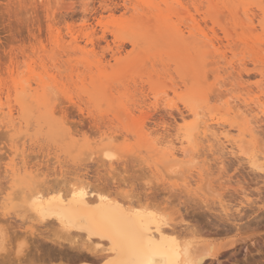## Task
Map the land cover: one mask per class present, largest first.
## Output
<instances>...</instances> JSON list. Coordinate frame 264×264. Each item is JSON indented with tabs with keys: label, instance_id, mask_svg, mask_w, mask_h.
<instances>
[{
	"label": "rangeland",
	"instance_id": "obj_1",
	"mask_svg": "<svg viewBox=\"0 0 264 264\" xmlns=\"http://www.w3.org/2000/svg\"><path fill=\"white\" fill-rule=\"evenodd\" d=\"M262 92L264 0H0V264L88 253L25 208L34 186L79 182L201 242L241 236L202 264H264Z\"/></svg>",
	"mask_w": 264,
	"mask_h": 264
},
{
	"label": "bare ground",
	"instance_id": "obj_2",
	"mask_svg": "<svg viewBox=\"0 0 264 264\" xmlns=\"http://www.w3.org/2000/svg\"><path fill=\"white\" fill-rule=\"evenodd\" d=\"M127 3V2H126ZM183 21V20H182ZM186 27V26H185ZM193 30V29H192ZM192 36V35H190ZM189 36V37H190ZM188 36H185V38H187ZM197 38V37H196ZM200 41V40H199ZM198 42V41H197ZM201 42V41H200ZM199 42V43H200ZM76 44V43H75ZM206 44V43H205ZM77 45V44H76ZM208 45V44H207ZM82 48V47H81ZM207 55H205L206 57ZM206 66V64H205ZM256 66V64L254 65ZM261 74V73H260ZM263 76V75H262ZM24 87V86H23ZM26 87V86H25ZM24 87V88H25ZM27 87H31V85L29 84ZM22 92V91H21ZM263 93V92H262ZM264 94V93H263ZM31 97V96H30ZM27 98V96H26ZM133 101V100H132ZM254 100L252 99V102ZM256 101V100H255ZM254 103V102H253ZM1 108V107H0ZM193 108V107H192ZM34 109V108H33ZM197 111V110H196ZM199 111V110H198ZM198 113V112H197ZM33 115V114H32ZM201 116V115H200ZM198 117V116H197ZM17 123V122H15ZM123 123V122H122ZM3 125V124H2ZM144 127V125L141 124V126H139L140 130H142ZM234 128H236V126H234ZM251 130V129H250ZM7 131H9L7 129ZM221 132V131H220ZM222 133V132H221ZM223 134V133H222ZM23 136V135H22ZM222 137L226 138V141H231V139L229 138L228 136V133H224L222 135ZM220 138V137H219ZM232 145V143H231ZM184 148V147H183ZM219 148V147H218ZM103 149V148H101ZM105 149V148H104ZM184 149H182L183 151ZM221 150V149H220ZM100 151V150H99ZM176 151L177 150H173L172 149H169L167 150L166 154L169 156L168 159H173L176 157ZM185 152V151H184ZM16 155V154H15ZM166 155V156H167ZM257 156V155H256ZM101 157V156H100ZM260 158V156H259ZM176 160V159H175ZM254 160V159H253ZM174 161V160H173ZM256 161V160H255ZM20 162V161H19ZM257 166V164H256ZM260 166V165H259ZM258 166V167H259ZM262 167V166H261ZM260 167V168H261ZM258 169V168H257ZM262 169V168H261ZM21 171V170H20ZM15 172H17L15 170ZM32 172V171H31ZM37 173H39V171H37ZM62 174V173H61ZM38 175V174H37ZM41 175V173H40ZM63 175H61L62 177ZM27 177V176H25ZM32 178V177H31ZM66 178V177H65ZM73 178V177H72ZM16 179V178H15ZM29 179V178H28ZM56 179V178H55ZM31 180V179H30ZM29 180V181H30ZM34 180V179H33ZM58 180V179H57ZM64 180V179H62ZM78 180V179H77ZM82 180V179H81ZM75 181V180H74ZM36 182V181H35ZM34 182V183H35ZM63 182V181H62ZM32 183V182H31ZM33 183V185H34ZM46 183V182H44ZM43 184V183H42ZM55 184H58L55 182ZM65 184V183H64ZM83 184V183H81ZM80 182L77 183V184H69L68 187L64 188L63 190L59 188L55 189L54 186L53 187H48V186H44V187H39V186H34V187H37V188H32V190H29L30 192H27V196H26V207L27 208V204H28V201L30 198L33 197V195H40V196H44L45 200H47V198L49 196H52V195H57V196H60L63 201H64V211H63V219L60 218V216H53V215H50L48 216L47 218H41L38 214H36L35 212H32L30 211L28 208L27 210H29V212L31 213L30 216H34L33 218H36V220L39 222V223H42V222H47L49 224L48 221H53L54 223H56V226H59L61 228V230H64L68 235L69 232L71 231H74V232H77V233H81L82 235H84V239L86 241V247H82L83 249L87 250L88 253H82V251L80 250L81 249V246L83 245H80V244H76V245H79V246L76 248L78 249L80 252L78 253H68L67 251L65 252L64 249H55L53 248L52 246L50 245H47V247H45L46 245L43 244V247H45L46 250H43L44 251H41V247H38L37 245L35 246V251L33 253H29L28 254H25V255H22L21 259H23V261L20 260V262H22V264H105V261L107 260H119V259H122V258H126V257H122L120 255L119 252L117 251H113V242L111 239L108 238V233L105 232V231H101V230H98L96 228H91L89 227V224H88V221L86 219H84L85 216L87 215H91V214H96L97 216L100 215L101 212H104V211H107L108 210V205L105 203L104 207L101 208V209H97L95 206L97 205H100L101 204V201H100V196L101 195H106L108 196L109 200L111 201H114V202H117L119 204L122 205L123 209L125 211H134L136 209H145L147 211H150V212H156L158 215H163L161 214L160 212H158L157 210L153 209L151 206L152 204L149 205V203L147 204L146 202H139V200L137 202H134L133 200L132 201H129L127 200L126 202L122 201V200H118L116 198H113L111 197L109 194H106L107 191L105 193H103L102 191L99 192V191H90L88 189H86L84 184L81 185ZM32 185V184H31ZM39 185V184H38ZM44 185V184H43ZM59 185V184H58ZM56 185V186H58ZM41 186V185H40ZM55 186V187H56ZM63 186V185H62ZM74 186H77V190L78 188L80 187H83L85 189V191L87 192V195L84 197V204L82 205H77L75 203H70V201L72 200V192L74 190ZM65 187V186H64ZM88 188V187H87ZM219 192V191H218ZM218 192L215 191V194H219ZM95 193V195L93 194ZM214 193V191H213ZM215 195V196H217ZM115 197V196H114ZM205 197V196H204ZM220 197V196H219ZM123 199V197H121ZM207 199V198H206ZM204 202L206 201L205 199L203 200ZM202 201V202H203ZM209 201V200H208ZM207 202V201H206ZM205 202L204 205H207L206 208L209 209V205ZM210 202V201H209ZM84 205H87L88 207H84ZM155 206V205H154ZM197 207H201L200 209H202L203 211V208L202 206H198L196 205ZM194 206V207H196ZM209 206V207H208ZM212 206V205H211ZM222 206V205H221ZM220 206V207H221ZM193 207V208H194ZM158 208V207H157ZM211 208V207H210ZM223 208V207H222ZM195 209H198V208H195ZM199 209V210H200ZM229 209V208H228ZM160 210V209H159ZM187 210V209H186ZM212 210V209H211ZM244 210V209H243ZM205 211V210H204ZM215 211V210H214ZM222 211H225L224 209H222ZM237 211V210H236ZM195 212V211H193ZM220 212V211H219ZM238 213L240 212V210L237 211ZM29 213V214H30ZM200 213V212H199ZM198 213V214H199ZM203 214V212H201ZM237 213V214H238ZM228 214V213H227ZM206 215V214H204ZM203 215V216H204ZM226 215V214H225ZM225 215H223L222 218H220L221 220L223 219L224 223L228 221H225L224 218H229L228 216H230V214L226 217H224ZM164 216V215H163ZM216 216V215H215ZM218 216V215H217ZM234 216V215H233ZM232 216V218H233ZM241 215H236V217L234 219H236L237 217H239ZM243 217H247L249 215H242ZM240 217L239 219H241L242 221V218L243 217ZM199 217V216H198ZM202 217V216H201ZM220 216H218L219 218ZM180 218V217H179ZM178 218V219H179ZM182 218V217H181ZM174 219V218H173ZM176 219V218H175ZM231 219V218H230ZM233 219V220H234ZM239 219H236L239 221ZM35 220V219H34ZM182 220V219H180ZM214 220V219H213ZM212 220V221H213ZM219 220V219H217ZM220 220V221H221ZM234 220V221H236ZM169 221V220H168ZM177 221V220H176ZM176 221L174 223H172L171 221H169V224L168 225H165V226H161L160 228V231H153L150 233V235L152 236L153 239H156V240H159L160 239V235L161 233H163L164 236H168V237H175L176 238V241L178 242V247H179V256H178V259L180 261V264H185L186 261H199L200 264L204 263L203 261H205V259H209L210 257L213 258H216L217 259V255L218 253L220 252L219 250L223 248V250L227 247H231L232 245L234 246L238 240L240 241L239 237L236 238V239H231L230 241L228 240V242H226L225 240V243H220L217 247L216 245H213L214 244V241L212 243H208V242H201L200 241V235H197L198 231L193 229L194 226H192L193 228H190L191 225L188 227H185L184 225V228H182L181 226H178V223L176 224ZM179 221V220H178ZM230 221V220H229ZM52 222V223H53ZM45 223V225L47 224ZM220 223V222H219ZM218 223V225H219ZM44 224V223H43ZM177 227H180V228H177ZM181 225V223H179ZM188 224V223H187ZM185 224V225H187ZM216 224V223H215ZM226 224V223H225ZM230 224V222H229ZM229 224L227 225V227H230ZM42 225V224H41ZM223 222L220 223V226L222 227ZM226 225L224 227H226ZM236 226V230H238V227L239 225L237 223L234 224ZM232 226L233 229L235 228V226ZM242 226V225H241ZM241 226L239 227V230L241 228ZM223 227V228H224ZM226 227V228H227ZM153 228H155V225H153ZM182 228V229H181ZM190 228V229H188ZM225 228V229H226ZM193 229V230H192ZM199 229V228H198ZM224 229V230H225ZM228 229V228H227ZM226 229V230H227ZM221 230V229H220ZM225 230V231H226ZM201 231V230H200ZM231 232L232 233V230H227V232ZM234 231V230H233ZM224 232V231H223ZM222 232V233H223ZM227 232H224L227 233ZM241 232V231H240ZM201 233V232H200ZM199 233V234H200ZM208 233V232H207ZM219 233V232H218ZM221 233V232H220ZM65 234V233H64ZM230 234V233H229ZM238 234V232H235L233 235L236 236ZM66 235V234H65ZM205 235V233L203 234ZM202 236V235H201ZM231 236V235H230ZM233 236V237H234ZM205 237V236H204ZM203 237V238H204ZM211 237V236H210ZM213 239V238H212ZM215 239V238H214ZM94 240V241H93ZM237 240V241H236ZM54 241V240H53ZM217 241H215L216 243ZM59 246H61V244L59 243L58 244ZM27 253V252H26ZM221 253H219L220 255ZM219 257V256H218Z\"/></svg>",
	"mask_w": 264,
	"mask_h": 264
},
{
	"label": "snow or ice",
	"instance_id": "obj_3",
	"mask_svg": "<svg viewBox=\"0 0 264 264\" xmlns=\"http://www.w3.org/2000/svg\"><path fill=\"white\" fill-rule=\"evenodd\" d=\"M243 154V153H242ZM103 155L106 160L115 161L118 156L111 150L105 149ZM264 171V167L261 169ZM95 195V193H93ZM126 197H133V191L121 192ZM70 203L84 204L87 192L83 187L74 186ZM101 204L97 209L108 205V210L84 217L89 227L108 233V238L113 242V251L120 253L119 260H107L105 264H180L178 259L179 247L175 237L160 235V239H153V231H160L161 226L169 224L168 217L158 215L145 209L125 211L121 204L109 200L108 196H100ZM84 207H88L84 205ZM27 208L38 214L41 218L50 215L60 216L63 219L64 201L60 196L52 195L45 200L44 196L33 195L29 199ZM155 225V228H153ZM185 264H200L199 261H186Z\"/></svg>",
	"mask_w": 264,
	"mask_h": 264
}]
</instances>
